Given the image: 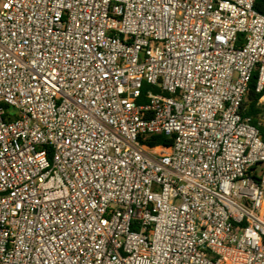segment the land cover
Listing matches in <instances>:
<instances>
[{
  "label": "built area",
  "instance_id": "built-area-1",
  "mask_svg": "<svg viewBox=\"0 0 264 264\" xmlns=\"http://www.w3.org/2000/svg\"><path fill=\"white\" fill-rule=\"evenodd\" d=\"M255 2L0 0V264H264Z\"/></svg>",
  "mask_w": 264,
  "mask_h": 264
},
{
  "label": "trees",
  "instance_id": "trees-1",
  "mask_svg": "<svg viewBox=\"0 0 264 264\" xmlns=\"http://www.w3.org/2000/svg\"><path fill=\"white\" fill-rule=\"evenodd\" d=\"M255 10L264 15V0H256L254 5ZM256 73H253L252 78L248 85V91L243 101L244 115L251 118V123L257 125V121L262 117V109L257 106L258 94L255 93L254 88L256 84ZM259 133L262 140H264V124L258 126ZM146 143L149 146L163 145L164 147L170 146V139H167L163 135H152L146 137Z\"/></svg>",
  "mask_w": 264,
  "mask_h": 264
}]
</instances>
